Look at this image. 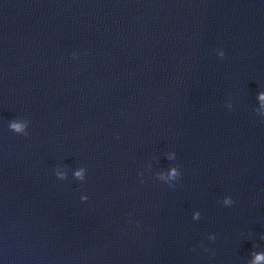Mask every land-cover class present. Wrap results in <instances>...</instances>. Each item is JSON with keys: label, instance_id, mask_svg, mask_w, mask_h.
Here are the masks:
<instances>
[{"label": "water", "instance_id": "1", "mask_svg": "<svg viewBox=\"0 0 264 264\" xmlns=\"http://www.w3.org/2000/svg\"><path fill=\"white\" fill-rule=\"evenodd\" d=\"M0 264H264V0H0Z\"/></svg>", "mask_w": 264, "mask_h": 264}]
</instances>
